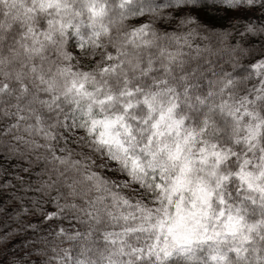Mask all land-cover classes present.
Segmentation results:
<instances>
[{
  "label": "snow or ice",
  "instance_id": "obj_1",
  "mask_svg": "<svg viewBox=\"0 0 264 264\" xmlns=\"http://www.w3.org/2000/svg\"><path fill=\"white\" fill-rule=\"evenodd\" d=\"M0 264H264V0H0Z\"/></svg>",
  "mask_w": 264,
  "mask_h": 264
},
{
  "label": "trees",
  "instance_id": "obj_2",
  "mask_svg": "<svg viewBox=\"0 0 264 264\" xmlns=\"http://www.w3.org/2000/svg\"><path fill=\"white\" fill-rule=\"evenodd\" d=\"M65 246H67V245H65Z\"/></svg>",
  "mask_w": 264,
  "mask_h": 264
}]
</instances>
